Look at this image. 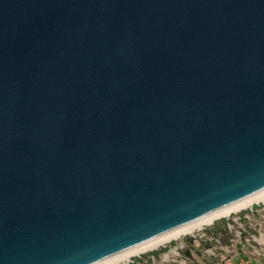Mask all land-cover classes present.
Masks as SVG:
<instances>
[{"label": "water", "instance_id": "water-1", "mask_svg": "<svg viewBox=\"0 0 264 264\" xmlns=\"http://www.w3.org/2000/svg\"><path fill=\"white\" fill-rule=\"evenodd\" d=\"M264 189V0H0V264H95Z\"/></svg>", "mask_w": 264, "mask_h": 264}, {"label": "rangeland", "instance_id": "rangeland-1", "mask_svg": "<svg viewBox=\"0 0 264 264\" xmlns=\"http://www.w3.org/2000/svg\"><path fill=\"white\" fill-rule=\"evenodd\" d=\"M219 223H229L230 225L228 228L229 232L227 233V239L224 243V245L226 244L227 246H230L225 251L227 258H232V261L235 264L247 261L251 264H264V201L258 204H253L245 210L232 213L229 217L217 218L212 224L203 225L200 229L194 230L185 235H180L175 238V240L165 243L154 250H148L145 253L132 256L128 260L133 261L137 259L139 261V256L146 258L147 256L158 252L162 258H165V260L161 263L156 261L153 264H183L182 260L185 258L184 252L192 251L193 254L201 260L199 263L194 262L192 264H207L211 261H216L218 259V256H216L217 250L214 248L215 246L217 247L216 244L213 243L210 246L213 247L211 253H204L202 257L199 256L200 254L197 255V249H199V246L187 248L184 244L190 238L193 239L194 236H197L198 233L210 230ZM219 241L221 243V239H219ZM213 254L216 256L215 258ZM157 258L158 257H156L155 260H157ZM126 262L127 261L118 264ZM140 262V264H144L142 263L144 261L140 260ZM147 264L151 263L147 262Z\"/></svg>", "mask_w": 264, "mask_h": 264}, {"label": "bare ground", "instance_id": "bare-ground-1", "mask_svg": "<svg viewBox=\"0 0 264 264\" xmlns=\"http://www.w3.org/2000/svg\"><path fill=\"white\" fill-rule=\"evenodd\" d=\"M262 201H264V189H260V191L245 196L243 199L237 200L229 205H226L225 207L217 209L216 211L205 214L203 217L192 220L188 224L177 227L174 230L162 233L159 236L146 240V242L134 245L129 249L119 252L117 255L106 258L103 261L95 264H118L125 262L132 256L145 253L148 250H154L165 243L175 240V238L180 235H185L189 232L200 229L203 227V225L212 224L215 222V220H217V218L229 217L232 215V213L245 210L251 205L258 204Z\"/></svg>", "mask_w": 264, "mask_h": 264}, {"label": "crops", "instance_id": "crops-1", "mask_svg": "<svg viewBox=\"0 0 264 264\" xmlns=\"http://www.w3.org/2000/svg\"><path fill=\"white\" fill-rule=\"evenodd\" d=\"M230 225L229 223H219L218 225L214 226L212 229L210 230H205L203 232V236L204 239L203 241L201 240H195L190 238L189 240H187L185 242V246H187V248L191 247L194 248L195 246H199L197 249L198 253L197 255H199L200 257H202L205 254L211 253L213 251V247H210L213 243L217 245V247L215 246V250H217V254L216 256H219L220 253L225 252L226 249L230 246H227L225 243V240L227 239V233L229 232V228ZM219 239H221V243L219 241ZM214 255V254H213ZM214 255V258L216 257ZM157 260H155V262L157 261L158 263L163 262L165 260V258H162L161 255L159 254ZM161 257V258H160ZM184 257L189 260V264L190 263H194L197 262L199 263L200 258L196 257L192 251L190 252H184ZM197 259V260H196Z\"/></svg>", "mask_w": 264, "mask_h": 264}, {"label": "built area", "instance_id": "built-area-1", "mask_svg": "<svg viewBox=\"0 0 264 264\" xmlns=\"http://www.w3.org/2000/svg\"><path fill=\"white\" fill-rule=\"evenodd\" d=\"M203 232L198 233V235L194 236L193 239H195L197 241L198 240H200V241L202 240L203 241V239L205 237V236H203ZM138 258H139V261L137 259H136L137 261L136 260H133V261L127 260V262L123 263V264H140L141 263L140 260L144 261V262H142L144 264H147V262H150L151 264H153V263H155L156 256L151 254V255L147 256L146 258L140 257V256ZM182 263L183 264H189V260L184 258L182 260ZM190 264H192V263H190ZM207 264H235V263L232 261V258H230V257L227 258L225 252H222V253L219 254L218 259L216 261H211V262H209ZM239 264H251V263H249L247 261V262H239Z\"/></svg>", "mask_w": 264, "mask_h": 264}, {"label": "trees", "instance_id": "trees-1", "mask_svg": "<svg viewBox=\"0 0 264 264\" xmlns=\"http://www.w3.org/2000/svg\"><path fill=\"white\" fill-rule=\"evenodd\" d=\"M158 254H159L158 252L153 253V255H158Z\"/></svg>", "mask_w": 264, "mask_h": 264}]
</instances>
